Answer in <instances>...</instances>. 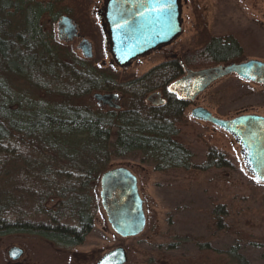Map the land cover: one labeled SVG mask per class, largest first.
Instances as JSON below:
<instances>
[{
    "label": "trees",
    "instance_id": "1",
    "mask_svg": "<svg viewBox=\"0 0 264 264\" xmlns=\"http://www.w3.org/2000/svg\"><path fill=\"white\" fill-rule=\"evenodd\" d=\"M69 1L0 0V238L25 235L62 252L84 244L94 229L98 183L114 157L139 153L158 172L232 166L216 146L204 162L193 161L178 137L189 103L168 86L185 74V66L245 56L236 35H212L181 51L183 63L172 58L120 81L112 64L86 59L57 39L56 22L72 12ZM112 90L128 97L120 110L86 102L94 91ZM155 90L164 93L165 104L148 102ZM226 213L224 204H214L218 231L228 228ZM238 263L248 264L243 257Z\"/></svg>",
    "mask_w": 264,
    "mask_h": 264
},
{
    "label": "rangeland",
    "instance_id": "2",
    "mask_svg": "<svg viewBox=\"0 0 264 264\" xmlns=\"http://www.w3.org/2000/svg\"><path fill=\"white\" fill-rule=\"evenodd\" d=\"M182 3L184 20L180 36L173 43L124 67L113 66L115 60L110 47L106 48L103 32L83 25L82 34L94 46L92 59L108 68L113 63L112 72L120 81L131 80L181 48L182 51L192 50L212 35L234 33L241 40L247 58L264 60V30L253 25L264 20V0H182ZM67 5L73 16L82 18L73 9L75 0ZM259 11L263 16L260 17ZM79 41L75 39L68 44L82 55L77 49ZM200 66L188 68L199 70L213 65ZM116 92L119 91H94L86 102L95 109L110 108L99 105L94 95ZM127 103L128 97L124 96L119 104L124 107ZM197 105L207 106L224 118L241 112L264 116V89L231 76L205 91ZM190 112L191 108L180 123L178 137L194 154L193 161L204 162L209 147L216 146L228 154L231 167L158 172L151 163L142 161L139 153L114 157L110 169L126 167L138 178L147 217L142 234L120 237L111 228L100 201L94 229L84 244L62 252L51 250L49 245L36 238L7 236L0 238V264H96L105 253L119 246L127 251L126 264H239L241 257L248 264H264V185L246 170L240 146L231 135L215 130L209 123L194 120ZM100 190L99 181L98 194ZM216 203L226 207L224 220L228 228L223 231L216 229L211 214ZM11 246L25 250L18 261L8 257ZM235 247L239 248L238 254L232 255L231 250Z\"/></svg>",
    "mask_w": 264,
    "mask_h": 264
},
{
    "label": "water",
    "instance_id": "3",
    "mask_svg": "<svg viewBox=\"0 0 264 264\" xmlns=\"http://www.w3.org/2000/svg\"><path fill=\"white\" fill-rule=\"evenodd\" d=\"M182 0H106L103 26L106 48L110 47L114 67L130 65L137 58L148 55L173 43L183 32ZM79 27L70 15H61L56 25V37L68 43L81 38ZM86 59L94 57L93 43L82 37L77 45ZM235 75L240 79L264 84V61L216 64L199 70L186 68L185 74L168 86V91L181 100L193 101L215 82ZM99 105L120 109L119 93H96ZM152 105L166 100L160 91L148 96ZM194 119L208 121L224 130L240 146V154L248 173L264 185V116L242 114L230 119L213 115L204 107L192 110ZM100 200L111 228L122 238L136 237L147 226L144 202L139 192L138 178L126 167L112 168L100 178ZM25 254L20 246H11L8 257L18 261ZM124 247L105 253L97 264H126Z\"/></svg>",
    "mask_w": 264,
    "mask_h": 264
},
{
    "label": "flooded vegetation",
    "instance_id": "4",
    "mask_svg": "<svg viewBox=\"0 0 264 264\" xmlns=\"http://www.w3.org/2000/svg\"><path fill=\"white\" fill-rule=\"evenodd\" d=\"M105 7H106V0H80V2L77 4V3H75V6L73 7V9L75 10V11H77L78 12V15L79 16H82V18H80V19H77L75 16H73V14H72V12H71V14H69V13H64V14H62V15H70L72 18H73V20H74V22L77 24V26L79 27V30H80V33H81V38L82 37H85L83 34H82V28H83V25L85 26V27H89V28H92V29H95V30H99L101 33L104 31V26H103V10L105 9ZM259 13V15H260V17L261 16H263L262 15V13L259 11L258 12ZM61 17V16H60ZM56 25H57V22H56ZM255 27H256V29H259V30H264V20L262 21L261 19L258 21V22H256V23H254L253 24ZM252 25V26H253ZM103 34V33H102ZM227 34H234V33H227ZM235 35V34H234ZM81 38H79V40L81 39ZM240 40V39H239ZM241 41V40H240ZM104 42H105V39H104ZM242 43V42H241ZM180 50V51H179ZM178 51H176V52H174V53H171L170 55V57L168 58V59H166V60H169V59H172V58H179L180 60H181V62L183 63L184 61L182 60V57L179 55L180 53H181V51H182V48L181 49H179ZM250 59H257V60H260V61H264V60H262V59H258V58H247V56H246V54H245V56H243V58L242 59H240V61H237V62H244V61H247V60H250ZM166 60H164V61H166ZM164 61H162V62H164ZM161 62V63H162ZM186 68H188V66H185V72H186ZM233 77H236L237 79H239V80H241V81H244V82H247V83H250V84H254V85H256V86H258V87H260V88H263L264 89V84H258V83H254V82H251V81H246V80H243V79H240V78H238L237 76H235V75H232ZM229 77H231V76H229ZM228 78V77H227ZM218 82V81H217ZM217 82H215V83H217ZM214 83V84H215ZM213 84V85H214ZM212 85V86H213ZM212 86H210L209 88H211ZM208 88V89H209ZM207 89V90H208ZM207 90H205V91H207ZM159 91V90H158ZM204 91V92H205ZM161 93H162V96L164 97V99L166 100V98H165V96H164V93L162 92V91H160ZM203 92V93H204ZM117 93H119V95H120V98H119V100H118V102L120 103V101L124 98V96L125 95H123L121 92H117ZM203 93H201L195 100H193V101H188V109L189 108H191V112H192V110L194 109V108H196V107H204V108H206V109H208L209 111H211L212 113H213V115H215L216 117H219V118H223V119H230V118H233V117H236V116H238V115H242V114H248V113H245V112H241V113H237V114H235V115H232V116H230V117H226V118H224V117H221V116H219V115H217V114H215L213 111H212V109H210L209 107H207V106H202V105H197V101H198V99L201 97V95L203 94ZM151 104V103H150ZM121 108H123V105L121 104ZM120 108V109H121ZM120 109H116V110H120ZM187 109V110H188ZM191 112H190V116H191ZM191 118H193L192 116H191ZM194 119V118H193ZM194 120H197V119H194ZM197 121H200V122H204V123H209V124H211L214 128H215V130H222V129H220V128H218L217 126H215L213 123H211V122H208V121H201V120H197ZM224 131V130H223ZM225 132V131H224ZM227 133V132H226ZM228 134V133H227ZM240 150H241V148H240ZM242 158V157H241ZM244 163V162H243ZM24 256V255H23ZM22 256V257H23ZM98 262V261H97ZM97 264V263H96Z\"/></svg>",
    "mask_w": 264,
    "mask_h": 264
}]
</instances>
